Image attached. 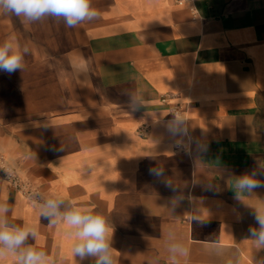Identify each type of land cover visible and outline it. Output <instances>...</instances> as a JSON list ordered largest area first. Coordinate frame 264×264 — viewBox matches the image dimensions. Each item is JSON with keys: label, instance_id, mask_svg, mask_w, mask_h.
Segmentation results:
<instances>
[{"label": "crops", "instance_id": "crops-1", "mask_svg": "<svg viewBox=\"0 0 264 264\" xmlns=\"http://www.w3.org/2000/svg\"><path fill=\"white\" fill-rule=\"evenodd\" d=\"M195 5L197 16L174 0H93L99 17L75 28L0 15V42L12 35L30 50L23 71L0 72V156L32 187L106 215L117 264H169L170 228L188 264H223L214 242L240 264L264 261L249 235L264 188L237 199L234 186L264 170V0ZM177 113L186 137L167 132ZM0 199L10 223L37 226L28 243L63 264H92L2 179Z\"/></svg>", "mask_w": 264, "mask_h": 264}, {"label": "clouds", "instance_id": "clouds-1", "mask_svg": "<svg viewBox=\"0 0 264 264\" xmlns=\"http://www.w3.org/2000/svg\"><path fill=\"white\" fill-rule=\"evenodd\" d=\"M0 15L22 17L28 23L52 17L62 20L68 28H75L86 21L97 19L100 13L93 7V0H0ZM29 51L27 46H21L12 35L0 42V72L11 75L17 70L23 71L25 57ZM132 102L137 104V97H132ZM166 128L173 138L188 136L186 122L179 113L167 123ZM176 144L181 146L183 142L176 140ZM197 148L206 150L198 143ZM7 174L10 179V170ZM149 174L156 178L165 175L164 170L160 168L149 169ZM258 175H264V170H252L250 174L242 175L235 180L237 199L240 198V192L251 193L255 189L264 188V183L255 178ZM165 185L168 188L172 187L170 181H166ZM25 192L39 218L46 219L50 226L64 227L65 234L73 240L74 259L78 257L80 262L90 260L92 264H117L115 250L111 245L113 227L106 215L55 191L44 192L33 186L31 189H25ZM178 200L182 201L183 197H176L172 203L175 205ZM10 212L9 203L0 199V259L11 254L15 258V264H63L62 258L57 259L50 255L37 243L35 245L28 243L30 238L38 241L37 226L26 221L19 225L10 223L8 219ZM253 215L259 227L249 228L250 240L256 249H264V207H257ZM192 219L193 222L201 221L199 216ZM164 246L169 264H188L190 248L177 237L174 229L168 230ZM210 251L220 256L223 264H240L238 254H226L219 242H214L210 246ZM153 264H158V261H154ZM257 264H264V261Z\"/></svg>", "mask_w": 264, "mask_h": 264}, {"label": "built area", "instance_id": "built-area-1", "mask_svg": "<svg viewBox=\"0 0 264 264\" xmlns=\"http://www.w3.org/2000/svg\"><path fill=\"white\" fill-rule=\"evenodd\" d=\"M174 1L179 5H188L193 15L197 16L198 10L195 5V0H174ZM167 97L168 96H163L162 100L164 101L167 100ZM145 130L146 128H143L142 131H145ZM9 170L11 174L10 179H8V174H7ZM0 179L9 182L11 186L16 188L26 198H27V195H26L25 189L32 188V186L18 174V172L16 171L14 167L10 166L9 164L5 162L2 156H0Z\"/></svg>", "mask_w": 264, "mask_h": 264}]
</instances>
